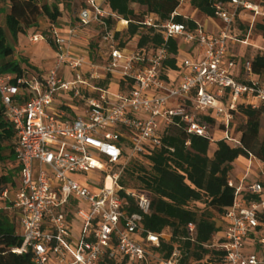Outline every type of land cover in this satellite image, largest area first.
Masks as SVG:
<instances>
[{"label": "built area", "instance_id": "2783aa9c", "mask_svg": "<svg viewBox=\"0 0 264 264\" xmlns=\"http://www.w3.org/2000/svg\"><path fill=\"white\" fill-rule=\"evenodd\" d=\"M70 1L78 6L76 24L48 20L47 27L27 31L32 44L53 48V68L0 73V99L16 132L20 170L19 182L0 190L21 241L12 252L30 253L33 264H264V162L254 156L242 178L229 179L233 205L201 258L179 245L161 255L162 240L170 235L144 227L150 192L120 182L131 157L159 149L169 127L211 144L240 146L236 117L245 118L241 108L264 107V82L253 73L251 58L237 60L232 45H248V36L235 33L237 21L252 15L249 35L264 18V1H216L214 16L223 23L218 34L176 22V12L164 23L148 13L143 26L155 28L162 42L133 48L121 41L129 21L113 13L107 0ZM90 27L98 29L103 66L81 48ZM170 40L190 45L198 56L179 60ZM172 59L175 70L167 66ZM109 76L117 82L106 84ZM252 165L255 181L249 179ZM178 228L182 242L197 244L194 223L181 221Z\"/></svg>", "mask_w": 264, "mask_h": 264}, {"label": "trees", "instance_id": "16d2710c", "mask_svg": "<svg viewBox=\"0 0 264 264\" xmlns=\"http://www.w3.org/2000/svg\"><path fill=\"white\" fill-rule=\"evenodd\" d=\"M12 0H0V2ZM33 2L34 0H30ZM109 9L118 17L129 21L127 33L132 37L139 36L138 46L144 47L149 43L155 46L162 42L161 35L153 27H144V18L148 13L155 14L160 23L171 19L184 0H107ZM216 1L225 0H190L197 10L208 16H214L213 4ZM146 8L145 14L137 13L133 5ZM3 23H0V73L21 74L20 64L12 58L13 48L9 44L8 32L13 39L22 33L23 27L38 28L39 19L45 17L51 22H56L62 12L57 6L43 4H30L24 13L18 17L15 13H6L0 10ZM174 20L195 27V23L187 21L181 16ZM113 24L112 20H109ZM252 32L264 39V18L255 24ZM117 37L121 34L117 33ZM123 36V34H122ZM170 51L177 54L178 46L170 40ZM125 42H122V46ZM250 57H248L249 59ZM252 59L253 73L257 76L264 74V55L256 54ZM167 66L175 70L177 61L172 59ZM111 81L109 76L107 83ZM245 116V122L240 127V146L231 147L227 144L225 149H218L211 155V143L207 138L189 135L183 128L169 127L166 129L162 146L147 156L135 155L143 162V166L126 167L120 182L123 187L128 185L130 177L134 175L140 182L137 188L150 192L152 207L144 219V227L147 231L160 234L170 231V238L162 240L161 255L168 257L174 248L179 245L184 247L193 257L201 258L207 253L204 245L209 243L221 225L205 212L196 209L194 204L207 201V205L221 214L222 218L227 208L234 202V195L227 191L230 174L234 169V163L239 157L249 158L251 155L264 162V134L261 138L262 117L264 107L253 109L241 108ZM16 132L13 125L6 118V110L0 99V168L6 161L5 151L11 147L9 158H14L13 163L19 174L14 145ZM190 146L185 147L186 141ZM221 143V142H219ZM133 165V164H132ZM15 184L14 175H0V190L5 186ZM136 211V209H133ZM223 220V219H222ZM181 221L192 222L198 232L197 244L182 242L178 225ZM21 243L17 235V224L8 213L0 211V264H33L32 255L15 254L12 248ZM114 264V263H110Z\"/></svg>", "mask_w": 264, "mask_h": 264}, {"label": "crops", "instance_id": "0c3cea01", "mask_svg": "<svg viewBox=\"0 0 264 264\" xmlns=\"http://www.w3.org/2000/svg\"><path fill=\"white\" fill-rule=\"evenodd\" d=\"M257 1L259 2V1H264V0H257ZM183 3H187L188 5L186 11H181V6ZM29 5H30V0H24V7L27 8ZM60 7H61L60 10L62 12V16L59 18V21H62L63 23H67V22L71 23V19L68 18L69 14L65 13L63 9V5H60ZM3 8L4 6L1 5L0 3V10H3ZM176 14L177 16L183 17L187 21L194 22L195 27L196 26L203 27L210 34H218L223 27V23L220 19H218L215 16H212V17L208 16L205 13L197 10L195 7L191 5L190 0L182 1L180 7L176 11ZM262 20L263 18H258L256 20V23L261 22ZM0 21H1V13H0ZM252 21H253V17L249 13L242 14L237 21L238 25H237V28L235 29V33L241 35L242 27H246L245 29L246 33L243 36L241 35L242 38H245L248 36V42L249 40L250 41L253 40L251 45H242V44L232 45V53L236 55L237 60L240 61V63L242 60L248 59V57L250 58L255 57V55L257 54L256 49L264 50V39L261 36L253 32H251L248 35L249 25L252 23ZM48 24H49L48 20L45 19L44 17L39 19L40 27L42 28L47 27ZM63 26L66 27L67 25H63ZM20 36L21 35L19 34L16 39H13V38L10 39L8 36L9 41H12L11 43V47L13 48L12 58L20 64L22 69H32L40 74L49 72V70L53 68L54 63H55V53H54L53 48L46 42L37 43L35 44L34 47L30 48L29 50H26V53L29 57V61L22 62L18 54V51L21 50V48L24 46L21 43L22 40ZM18 44H21V46L19 47ZM176 55H178V59L180 60V59L191 58L192 56L197 57L198 52L195 49H193L190 45H186L183 42H180L178 44V52ZM216 137L220 138L221 133L216 132ZM239 162L241 163L242 166H246V168L245 169H243V167L241 168L238 165ZM254 164L255 163H253V165ZM253 165H252V168L254 167ZM237 166L239 167L236 169ZM249 166H250V161L248 159L238 158L236 162L234 163V169L230 174V178L234 180H238L242 178L247 173ZM251 172L252 170L250 171L249 179L251 181L258 180L257 170L255 171V174H256L255 176L257 178L256 177L254 179L251 178Z\"/></svg>", "mask_w": 264, "mask_h": 264}, {"label": "rangeland", "instance_id": "374dc122", "mask_svg": "<svg viewBox=\"0 0 264 264\" xmlns=\"http://www.w3.org/2000/svg\"><path fill=\"white\" fill-rule=\"evenodd\" d=\"M1 5L4 6L3 10H5L6 13H15L18 17H20L19 15H21L20 13H24L26 7H24V0H12L9 3L6 2H0ZM30 4H38L39 6L43 5V4H48L50 6H57L59 9L61 8L60 5H63V9L65 11V13H68V18L71 19V23H63L62 21H58V23H60L61 25H74L77 22L76 19V14L78 12V6L74 5L73 3L70 2V0H34L33 2L30 1ZM187 3H183L181 6V11H186L187 9ZM135 11L137 13L140 14H145L146 8L136 5H133ZM45 18V17H44ZM46 19V18H45ZM1 21L3 23V17H1ZM0 21V23H1ZM238 25V23H237ZM120 27V26H118ZM122 27V26H121ZM29 28L27 27H23L22 29V33L20 34V38H21V43L22 45H24L21 50L18 51L19 57L21 59L22 62H28L29 61V57L26 53V50H29L30 48L34 47L35 44H32L28 37H27V31ZM90 30H88L85 34L87 37H89V39L87 40V45L82 46L81 48L83 50H85L86 52H88L90 59L92 60L93 64L99 65V66H103L104 65V60L101 57L100 54V49L98 46V39L97 36L95 35V33L98 32V29L95 27H90ZM246 27H242L241 29V35L243 36L246 33ZM8 32V36L10 39H12L11 34ZM238 34L239 38H242V36ZM121 41L125 42V44H127L130 48H133L134 45L139 41V36L135 35V36H130L127 33V30H125L123 32V36L121 37ZM253 40H249L248 45L252 44ZM12 41H9V44L11 45ZM18 46L20 47L21 44H18ZM257 54H263L264 55V50L261 49H256ZM98 72H102L100 69L98 70ZM259 80L264 82V74L259 76ZM112 83L117 82L116 78H112L111 79ZM113 89H115V85L112 86ZM236 122H237V132L240 131V127L244 124L245 122V118L243 116H238L236 117ZM264 134V116L262 117V129H261V138L263 137ZM225 144L223 142L221 143H217V144H212L211 145V155L220 149H225ZM11 152V147H8L7 150L5 151L6 156H8V158L6 159V161L2 164L1 168H0V175L2 174H8L9 172L13 173L14 175V183L17 184V182H19V174L17 172V169L15 168V164L13 163L14 158H9ZM239 158H245V157H239ZM247 159V158H246ZM133 164V165H132ZM238 165L243 169L246 168V166H242L241 163L239 162ZM138 166H143V162L141 160H139L138 157H135V155H133L131 157V159L127 162L126 167H130V169L134 168V167H138ZM237 166L236 169L239 167ZM257 167L254 166L252 168V172H251V178H255L256 174L255 171ZM116 170V169H115ZM128 178L130 179L128 185L133 186L135 188L139 187L141 184L140 182L135 179L134 175L130 177L128 176ZM257 178V177H256ZM100 186V185H98ZM10 205L9 202L4 201V200H0V211L3 213H8V211L5 210L6 207H8ZM195 208L200 210L202 213L205 212V214H208L210 217H212L213 219H215L218 224L223 225V220H222V216L221 214H219L217 211L212 210L208 205H207V201L202 200L201 202L194 204ZM167 234L170 235V231H167Z\"/></svg>", "mask_w": 264, "mask_h": 264}, {"label": "bare ground", "instance_id": "6f19581e", "mask_svg": "<svg viewBox=\"0 0 264 264\" xmlns=\"http://www.w3.org/2000/svg\"><path fill=\"white\" fill-rule=\"evenodd\" d=\"M124 25V23H119V26L121 27V26H123ZM109 184H110V181H109Z\"/></svg>", "mask_w": 264, "mask_h": 264}]
</instances>
